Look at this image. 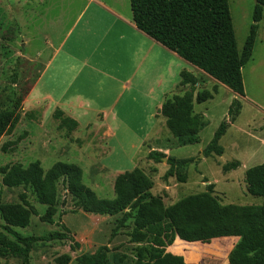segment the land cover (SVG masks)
<instances>
[{
	"label": "trees",
	"instance_id": "trees-1",
	"mask_svg": "<svg viewBox=\"0 0 264 264\" xmlns=\"http://www.w3.org/2000/svg\"><path fill=\"white\" fill-rule=\"evenodd\" d=\"M254 1L252 24L241 53L237 51L227 0H129V5L138 31L239 98H244L242 69L251 59L264 9V0ZM180 77V88L197 85L196 79L188 72H182ZM193 93L191 90L183 95L168 97L159 110L177 148L199 144V135L208 124L203 115L194 112ZM240 110V102L234 99L227 114L232 118L230 124L234 123ZM19 118L16 110L0 111V139L14 131ZM52 119L58 122V129L66 130L68 135L78 128L76 121L61 112L56 111ZM228 128L225 122L220 124L203 149V157L223 155L224 149L219 142ZM13 145L15 143L7 144L2 150L6 152V148ZM147 159L154 163L166 159L169 169L164 178L176 176L180 183H184L185 178L178 176L177 170L193 163L191 158H166L157 151H151ZM239 166L240 163L234 161L223 166L222 171H234ZM0 174L2 186L30 190L39 205L50 209L56 205L57 184L61 181L77 210L113 218L122 215L117 220L112 237L132 219L128 237L130 244L138 246L134 248V264H184L166 253L177 238L187 243L202 242L185 252L180 251L187 264H223L222 249L211 242L220 238H239L228 255V264H264V202L262 205H221L214 196V185H208L206 192L164 206L160 197L151 195L153 183L138 168L115 177L113 199L97 197L83 183V171L76 164L57 162L48 170H44L39 161L27 166L10 164L0 168ZM244 183L248 195L264 200V162L245 171ZM21 198L23 206H0L2 219L8 226L7 234L12 237L10 239L0 232V259L11 258L28 264L32 247L38 242L70 240V249L73 252L78 250L79 245L64 233L51 232L44 237H23L17 233L16 229L28 227L31 217L25 195ZM62 229L69 232L63 225ZM146 245L150 246L149 250H146ZM108 252L109 249L103 246L93 255L81 254L75 261L77 264H106ZM69 262L67 255L56 259L57 264ZM119 262H124V256Z\"/></svg>",
	"mask_w": 264,
	"mask_h": 264
},
{
	"label": "rangeland",
	"instance_id": "rangeland-1",
	"mask_svg": "<svg viewBox=\"0 0 264 264\" xmlns=\"http://www.w3.org/2000/svg\"><path fill=\"white\" fill-rule=\"evenodd\" d=\"M227 1L237 51L241 53L252 24L255 1ZM49 4V0H46V6ZM124 5L125 11L130 13L129 0H125ZM40 7L37 0L0 1V111L16 110L20 116L14 131L0 139V168L10 164L27 166L35 161H39L44 170L57 162L76 164L83 171V183L100 199L114 198L113 182L118 173L138 168L153 183L151 195L160 197L164 206L173 205L184 197L206 192L208 185H214V196L221 205H262V198H254L246 193L244 173L264 162V9L251 59L242 70L244 98H235L228 88L187 65V72L196 79L197 85L179 87L173 96L192 90L194 112L204 115L208 124L199 135V144L177 148L166 128L159 131L157 139H151L145 147L142 144L138 146V138L145 133L144 130L135 133L119 132L118 139L110 144L101 128H77L68 135L66 130L58 129V122L52 119V115L43 116V109L36 105L39 101L37 93L32 96L31 93L51 52L47 42L57 44L71 20L63 19L54 26L59 21L54 19V13L61 12L63 8L52 4L50 12L54 16L40 18L38 13L44 11ZM71 9L74 10L75 6ZM74 12L75 10L71 13ZM234 99L240 102L241 110L230 125L232 118L227 114ZM222 122L229 125L227 135L220 143L224 149L223 155L203 157V149L210 143ZM128 138L132 139L133 144ZM255 141L260 146L253 144ZM12 143L15 145L7 147L6 152L2 150L5 145ZM146 147L150 150L152 147L167 150L168 153H162L166 158L193 159V163L187 168L177 170L178 176L184 177L185 182L180 183L176 176L165 179L164 175L169 169L166 159L161 163L148 160ZM255 150L257 153L253 154ZM234 161L240 163L236 170L227 173L222 171L223 166ZM1 180L0 174V206H23L22 195H25L29 204L31 217L28 227L15 230L23 237H44L51 232H60L72 238L71 233L65 232L61 224L63 217L71 214V227L84 223L100 225L95 245L97 249L112 243V231L122 215L109 219H98L99 217L92 215L78 217L75 215L78 210L61 181L57 184L56 205L54 209H50L39 205L30 190L8 189L2 186ZM132 223V219L126 222V227L121 230L122 237L117 240L120 245L113 247V251L121 249L127 256L121 254L117 257L109 250L106 264H118L123 256L126 264H134L136 251L129 246L128 237ZM7 228L0 213V232L12 239L7 234ZM68 246H71L70 240L36 243L31 251L34 264H57L56 259L66 255ZM145 248L149 250L150 246L146 245ZM220 249L224 252L222 247ZM78 252L83 254L80 247L76 252L69 250L72 264H77L75 260ZM40 254L42 257H38ZM0 262L22 264L21 260L11 258L0 259Z\"/></svg>",
	"mask_w": 264,
	"mask_h": 264
},
{
	"label": "crops",
	"instance_id": "crops-1",
	"mask_svg": "<svg viewBox=\"0 0 264 264\" xmlns=\"http://www.w3.org/2000/svg\"><path fill=\"white\" fill-rule=\"evenodd\" d=\"M49 2L46 6V0H37L40 8L44 9L38 13V17L54 16L50 12L51 6L57 4L63 9L54 13V19L59 20L54 26L63 19L71 21L57 44L47 42L51 52L31 93V96L37 93L39 101L36 105L43 109V116L53 115L58 111L76 121L78 129L101 128L110 144L118 139L119 132L135 133L144 130L145 133L138 138V146L142 144V147L151 139H157V133L166 128L165 118L159 115V110L164 101L176 93L181 82L180 74L187 72L188 64L136 29L131 12L127 13L124 9L125 0ZM74 6L75 12L71 13ZM37 56L40 57V54ZM236 97L238 96L235 95ZM228 130L229 128L227 132ZM128 140L133 144L132 139ZM248 144L259 143L255 141ZM151 151L168 153L167 150L152 147L151 150L147 148L145 154L148 156ZM256 153L257 150L253 154ZM133 157L135 160V156ZM75 215L83 217L91 214L78 210ZM92 216L99 217L98 219L113 218ZM71 217V214L65 215L61 224L71 233L83 254L93 255L97 251L95 245L100 225L84 223L71 227ZM108 233L109 231L107 235ZM121 233V230L118 231L112 243L106 246L117 257L121 254L127 256L121 249L113 251V247L120 245L117 240L122 237ZM238 241L239 238L211 240L223 248V264H228V255ZM198 244L202 242L187 243L177 238L166 249V253L187 264L181 252ZM129 246L138 247L134 244ZM68 249L70 250V246ZM68 249L66 255L71 257ZM177 251H181L180 254L176 255ZM38 257H42V254ZM126 263L127 261L118 264ZM29 264H34L33 252L30 254ZM69 264H72V260Z\"/></svg>",
	"mask_w": 264,
	"mask_h": 264
},
{
	"label": "water",
	"instance_id": "water-1",
	"mask_svg": "<svg viewBox=\"0 0 264 264\" xmlns=\"http://www.w3.org/2000/svg\"><path fill=\"white\" fill-rule=\"evenodd\" d=\"M163 161H165V160H163ZM77 255L80 256V253L78 252Z\"/></svg>",
	"mask_w": 264,
	"mask_h": 264
}]
</instances>
